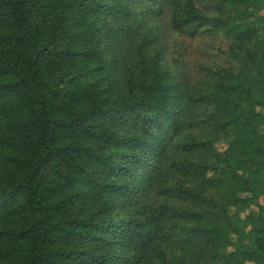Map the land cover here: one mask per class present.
<instances>
[{"label": "trees", "instance_id": "trees-1", "mask_svg": "<svg viewBox=\"0 0 264 264\" xmlns=\"http://www.w3.org/2000/svg\"><path fill=\"white\" fill-rule=\"evenodd\" d=\"M0 264H264V0H0Z\"/></svg>", "mask_w": 264, "mask_h": 264}, {"label": "rangeland", "instance_id": "rangeland-1", "mask_svg": "<svg viewBox=\"0 0 264 264\" xmlns=\"http://www.w3.org/2000/svg\"><path fill=\"white\" fill-rule=\"evenodd\" d=\"M173 39L174 38H172L170 40L172 46H173ZM178 39H179L180 42H182V39L181 38H178ZM198 45H199V40H197V39L196 40H193V41L188 40L187 43L185 44V46L187 48H188V46L191 47V50H195L198 47Z\"/></svg>", "mask_w": 264, "mask_h": 264}]
</instances>
